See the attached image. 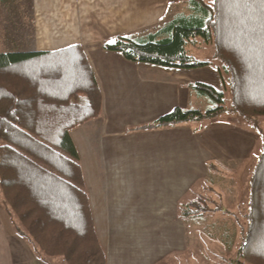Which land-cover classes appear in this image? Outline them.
Masks as SVG:
<instances>
[{
  "label": "trees",
  "instance_id": "1",
  "mask_svg": "<svg viewBox=\"0 0 264 264\" xmlns=\"http://www.w3.org/2000/svg\"><path fill=\"white\" fill-rule=\"evenodd\" d=\"M179 1L186 3L185 10L152 30L104 41V48L133 61L196 68L211 63L187 50L202 37L220 61L224 89L194 83L215 107H177L141 128L215 117L225 110L227 89L231 109L240 117L264 115V0ZM101 114L99 82L81 45L0 53L2 203L20 236L67 264H107L72 137L75 128ZM248 199L236 264H264V143L251 172ZM191 206L197 220L209 211L204 196Z\"/></svg>",
  "mask_w": 264,
  "mask_h": 264
},
{
  "label": "crops",
  "instance_id": "2",
  "mask_svg": "<svg viewBox=\"0 0 264 264\" xmlns=\"http://www.w3.org/2000/svg\"><path fill=\"white\" fill-rule=\"evenodd\" d=\"M177 1L31 0L29 26L15 23L10 31L16 47L8 51L81 45L97 77L102 114L72 137L107 264H197L198 227L209 231L190 217L194 201L184 209L181 201L211 174L206 167L214 166L217 123L202 132L196 120L141 127L177 107L194 109V83L223 90L218 67L154 65L103 46L118 35L154 29ZM2 198L0 185V264H57L16 232Z\"/></svg>",
  "mask_w": 264,
  "mask_h": 264
},
{
  "label": "rangeland",
  "instance_id": "3",
  "mask_svg": "<svg viewBox=\"0 0 264 264\" xmlns=\"http://www.w3.org/2000/svg\"><path fill=\"white\" fill-rule=\"evenodd\" d=\"M30 5L31 0L0 1V52L16 47V41L10 36V31L15 23L29 26ZM185 9L186 3L178 0L171 5L169 15L164 21ZM187 48L197 59L209 60L217 67L220 65V61L214 56L212 45L206 43L202 37L194 39ZM194 97V109L207 110L216 106L208 96L197 92ZM223 105L225 110L221 114L213 118L198 119L193 123L199 128L198 132L206 131L211 123H217L213 127L214 166L206 167L211 174L192 184V188L181 201V207L184 209L189 201H198L204 196L209 210L219 207L217 210L203 211L204 215L198 220L207 226L209 231L198 227L197 264H236L243 240V229L247 224L250 176L264 143V115L253 119L240 117L231 109L229 89L225 90ZM209 232L214 237L210 236ZM55 260L57 264H67L62 256Z\"/></svg>",
  "mask_w": 264,
  "mask_h": 264
}]
</instances>
